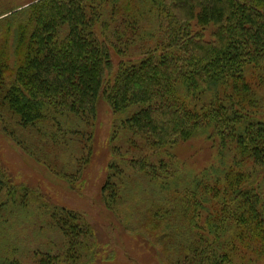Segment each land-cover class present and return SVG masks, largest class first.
I'll return each mask as SVG.
<instances>
[{
  "label": "trees",
  "instance_id": "trees-1",
  "mask_svg": "<svg viewBox=\"0 0 264 264\" xmlns=\"http://www.w3.org/2000/svg\"><path fill=\"white\" fill-rule=\"evenodd\" d=\"M101 98L130 132L103 186L116 213L134 199L123 222L166 264H264V0H36L0 19V119L57 176L90 163ZM191 141L212 150L200 169L177 152ZM22 221L42 223L25 239ZM41 227L61 249L30 247ZM101 242L0 162V264H94Z\"/></svg>",
  "mask_w": 264,
  "mask_h": 264
},
{
  "label": "rangeland",
  "instance_id": "rangeland-1",
  "mask_svg": "<svg viewBox=\"0 0 264 264\" xmlns=\"http://www.w3.org/2000/svg\"><path fill=\"white\" fill-rule=\"evenodd\" d=\"M36 0H0V19L10 17L15 11L26 8ZM8 15V16H7ZM118 54H114L113 62L117 65L121 61ZM98 117L94 127L93 151L90 163L84 169L81 176L71 182L57 176L45 164L39 162L33 154L26 151L11 136L12 129L19 131L17 138L23 137L24 132L15 128L13 123L0 119V162L13 174L17 182H22L43 192L54 205L65 206L69 209L81 212L84 217L97 227L99 236L102 238L103 252L101 258L94 264H166L165 253L160 251L158 242L146 233L135 231L132 227L133 214L131 209L134 199L123 206L116 213L115 204L103 193V186L110 174V161L117 158L118 152L128 151V132L124 126L125 115L117 114L105 98H101L98 104ZM16 141V142H15ZM34 141V140H33ZM200 147L204 152L200 153ZM205 145L201 146L197 141H191L177 150L195 169H200L213 160L212 150ZM204 148V149H203ZM115 154V155H114ZM125 194L129 198L133 195L126 185ZM144 200V198H143ZM34 206H30L34 213ZM128 208V209H127ZM35 209V208H34ZM127 215V226L123 220V214ZM36 213V212H35ZM37 214V213H36ZM37 221V220H36ZM36 221L29 224L16 225L17 231H22V237L28 239L35 232ZM40 225L42 222H36ZM42 240L38 245H31L39 249H53L51 243H63V237L57 228L45 229ZM37 238L38 234L35 235ZM27 243V242H25ZM57 244L56 250L61 249Z\"/></svg>",
  "mask_w": 264,
  "mask_h": 264
}]
</instances>
